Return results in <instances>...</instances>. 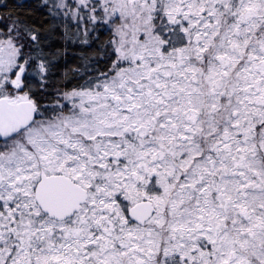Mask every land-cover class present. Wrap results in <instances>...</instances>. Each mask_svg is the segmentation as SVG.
Segmentation results:
<instances>
[{"label": "snow or ice", "instance_id": "6c2138e0", "mask_svg": "<svg viewBox=\"0 0 264 264\" xmlns=\"http://www.w3.org/2000/svg\"><path fill=\"white\" fill-rule=\"evenodd\" d=\"M38 7L0 28V264H264V0ZM59 24L110 32L71 89Z\"/></svg>", "mask_w": 264, "mask_h": 264}, {"label": "trees", "instance_id": "16d2710c", "mask_svg": "<svg viewBox=\"0 0 264 264\" xmlns=\"http://www.w3.org/2000/svg\"><path fill=\"white\" fill-rule=\"evenodd\" d=\"M39 4H42L40 0H0V21L11 23L9 19L11 14L13 18L20 16L31 23L46 27L49 24V20L46 19L47 11L38 7ZM64 30L63 25L59 24L57 36L53 41L54 47L61 48L63 55L57 61L52 87L71 89L89 75L95 74L97 68L105 67L107 57L104 43L110 38V32L105 27L97 29L90 33L89 43L85 45L72 40H63L60 33ZM73 30L74 27L70 24L69 31L72 33ZM52 95H55L54 91Z\"/></svg>", "mask_w": 264, "mask_h": 264}, {"label": "rangeland", "instance_id": "374dc122", "mask_svg": "<svg viewBox=\"0 0 264 264\" xmlns=\"http://www.w3.org/2000/svg\"><path fill=\"white\" fill-rule=\"evenodd\" d=\"M43 3V0H40ZM9 22V21H8ZM7 21H0V28H3L5 25H8L10 23H8ZM74 27V30L72 31V33H75L76 28L74 24H71ZM82 31V30H81ZM82 44V43H81Z\"/></svg>", "mask_w": 264, "mask_h": 264}]
</instances>
